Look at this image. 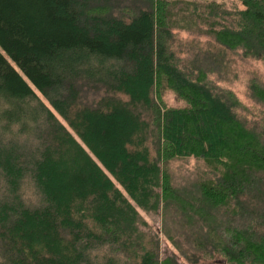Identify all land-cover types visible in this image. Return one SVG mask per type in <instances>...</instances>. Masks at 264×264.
Instances as JSON below:
<instances>
[{"label": "trees", "instance_id": "16d2710c", "mask_svg": "<svg viewBox=\"0 0 264 264\" xmlns=\"http://www.w3.org/2000/svg\"><path fill=\"white\" fill-rule=\"evenodd\" d=\"M236 1L0 0V264H179L140 210L193 264H264V112L211 77L264 64V0Z\"/></svg>", "mask_w": 264, "mask_h": 264}, {"label": "rangeland", "instance_id": "374dc122", "mask_svg": "<svg viewBox=\"0 0 264 264\" xmlns=\"http://www.w3.org/2000/svg\"><path fill=\"white\" fill-rule=\"evenodd\" d=\"M219 2H224L226 8L230 10H234L237 8L242 9L243 6L237 2L236 0H218ZM178 33V42L180 47L183 46L184 49H189L193 46H197L201 49L210 50L212 53H217L218 51L222 50L223 47L218 45L214 40L206 36H197L193 34H189L187 32H180ZM230 57H226V62L224 65L226 80L221 81L217 76H211L213 80L217 81V84L221 87L228 88L236 93L239 99L249 108L250 114L248 115V119L256 120V117L264 112V107L258 103H256L253 99L249 97L248 94V83L251 77H254V74H257L262 84L264 85V64L260 61L255 60H244L240 56V52L234 53L229 52ZM186 55V53L182 54ZM184 56V57H185ZM44 100V98L41 96ZM164 103L166 106H183L185 103L183 101H178L175 97V94L167 92L163 96ZM45 103L48 105L46 100ZM15 133V132H14ZM172 168L175 170V175L177 180H185L189 176L193 175L198 169H202V162L196 161L194 158L189 159L188 161H178L172 163ZM1 190H0V197H1ZM24 198L28 202L35 203L36 196L32 188L28 187L26 192L24 193ZM141 214L145 218V220L150 224L151 230L153 232H158L160 235V243H161V252L162 257L166 255H171V253L177 255V260L179 264H193L189 262L185 257H183L167 240L163 234L161 233V218L159 215L156 214H146L142 210H140ZM198 264H217L216 261L219 259V256L215 254L213 258L211 256H200ZM204 255V254H202Z\"/></svg>", "mask_w": 264, "mask_h": 264}]
</instances>
